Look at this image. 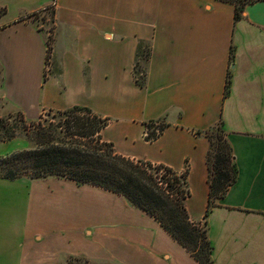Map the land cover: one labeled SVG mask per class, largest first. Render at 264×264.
<instances>
[{
    "label": "crops",
    "instance_id": "1",
    "mask_svg": "<svg viewBox=\"0 0 264 264\" xmlns=\"http://www.w3.org/2000/svg\"><path fill=\"white\" fill-rule=\"evenodd\" d=\"M234 13L216 0H0V110L36 122L46 112L90 109L108 120L102 140L118 155L187 172L194 223L209 205L204 133L222 123L237 180L207 218L212 259L264 264V1L240 21ZM41 14L47 24L38 23ZM139 41L152 45L144 88L133 75ZM152 132L158 137L149 140ZM18 185L26 189L13 191ZM67 256L198 264L120 195L56 177L0 179V264Z\"/></svg>",
    "mask_w": 264,
    "mask_h": 264
},
{
    "label": "trees",
    "instance_id": "2",
    "mask_svg": "<svg viewBox=\"0 0 264 264\" xmlns=\"http://www.w3.org/2000/svg\"><path fill=\"white\" fill-rule=\"evenodd\" d=\"M216 1L234 5L235 20L240 21L248 6L264 0ZM49 42L48 54L52 51L53 38ZM151 55V43L139 41L133 75L136 84L142 88L146 84ZM230 85L231 76H228L226 96ZM58 114L59 124L48 128L37 126V121L27 122L21 113L17 115L19 122L11 126L8 123L10 118L0 119V144L24 133L32 146L0 159L1 180L27 178L40 181L56 177L120 195L132 206L154 217L198 264H214V247L209 240L207 218L217 206V201L226 196L237 180L232 148L227 142L222 123L204 133L210 142L207 154L209 205L204 222L194 223L185 207V201L190 197L187 172L178 174L164 165L134 162L118 155L113 144L102 140L108 120L100 118L90 109L75 107ZM164 129L165 126H162L160 131ZM157 137L152 132L148 139ZM161 172L163 175H160ZM70 259L81 262L83 258Z\"/></svg>",
    "mask_w": 264,
    "mask_h": 264
},
{
    "label": "rangeland",
    "instance_id": "3",
    "mask_svg": "<svg viewBox=\"0 0 264 264\" xmlns=\"http://www.w3.org/2000/svg\"><path fill=\"white\" fill-rule=\"evenodd\" d=\"M43 17H44V15H42V14L39 15V17H38V23H40V25L43 24L42 20L44 18H45L44 23L46 22V24H47L46 16L44 18ZM46 28L48 29L49 27L46 26ZM51 38L49 36H47V39H46L47 43L49 42V39H51ZM147 42H149V41H147ZM53 62L54 61L52 60V51H50L49 54H48V61H47V68H46V77H48L49 75L52 74ZM0 109H1V104H0ZM17 115H18V113H14L12 115H5V113L2 110H0V119L1 118H10V120L8 122L10 126L13 125L16 122H19V120L17 119ZM59 120H60V115L58 114V112H55V111L54 112H46L36 122L37 123L36 125L40 126V127L48 128L50 126L58 125L59 122H60ZM20 125H22V124H20ZM14 139H13L14 141L11 140L12 141L11 143L0 145V156L4 155V154L5 155L6 154L11 155V154H13L12 152H14V153H15V151L19 152V151L30 149L32 147L30 145L29 140H27V136L24 133L20 134L19 136H17ZM2 158H4V157H1L0 159H2ZM160 175H163V173L161 172ZM9 183H14L12 185L17 184V182H9ZM12 187H13L12 188L13 191H15V190H20L21 191V190H25L26 189V188H22V186H19V185L18 186H12ZM2 191H6V189H3ZM60 264H90V262L85 260V259H82L81 262H74V261H72L70 259V257L67 256V257H64L62 259Z\"/></svg>",
    "mask_w": 264,
    "mask_h": 264
},
{
    "label": "built area",
    "instance_id": "4",
    "mask_svg": "<svg viewBox=\"0 0 264 264\" xmlns=\"http://www.w3.org/2000/svg\"><path fill=\"white\" fill-rule=\"evenodd\" d=\"M49 37H52V35H50ZM149 136V135H148Z\"/></svg>",
    "mask_w": 264,
    "mask_h": 264
}]
</instances>
